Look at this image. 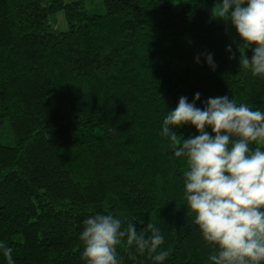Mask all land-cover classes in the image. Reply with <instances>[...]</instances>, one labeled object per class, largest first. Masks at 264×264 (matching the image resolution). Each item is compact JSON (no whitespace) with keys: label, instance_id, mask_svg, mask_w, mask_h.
Instances as JSON below:
<instances>
[{"label":"trees","instance_id":"16d2710c","mask_svg":"<svg viewBox=\"0 0 264 264\" xmlns=\"http://www.w3.org/2000/svg\"><path fill=\"white\" fill-rule=\"evenodd\" d=\"M217 2L101 0L90 12L83 0H0V241L15 264H86L79 237L97 214L159 228L157 251L170 252L160 264H211L217 249L184 199V158L161 132L196 93L201 110L227 95L264 112V77L239 66ZM171 127L179 140L199 134ZM117 252L120 264H156L134 245Z\"/></svg>","mask_w":264,"mask_h":264},{"label":"clouds","instance_id":"9594fccd","mask_svg":"<svg viewBox=\"0 0 264 264\" xmlns=\"http://www.w3.org/2000/svg\"><path fill=\"white\" fill-rule=\"evenodd\" d=\"M212 15L238 34L239 66L254 77H264V0H218ZM227 50L231 52V47ZM234 58L235 54L229 56ZM207 63L214 69L211 55ZM199 98L196 93L189 103L181 97L163 120L161 132L174 156L184 158L187 208L203 241L217 249L209 256L211 264H264V112L237 104L227 95L209 98L201 110L194 106ZM184 124H191L199 134L179 140L170 126ZM252 144L260 147L251 148ZM83 225L79 239L86 264H120V245L126 249L134 245L137 254L147 253L156 264L170 254L157 251L164 237L152 223L138 232L134 223L123 228L119 219L97 214ZM0 252L7 264H15L13 249L4 241Z\"/></svg>","mask_w":264,"mask_h":264},{"label":"rangeland","instance_id":"374dc122","mask_svg":"<svg viewBox=\"0 0 264 264\" xmlns=\"http://www.w3.org/2000/svg\"><path fill=\"white\" fill-rule=\"evenodd\" d=\"M68 1H72V0H64V2H68ZM83 2H84L88 11L91 12L92 9H90V8L98 7V9L94 10V11L101 12V8H102L101 7V0H83ZM55 17H57L56 28L58 29V31L66 30L67 26H66V23L64 21V17H63L62 12H58ZM217 22L219 24H225L222 20H217Z\"/></svg>","mask_w":264,"mask_h":264}]
</instances>
